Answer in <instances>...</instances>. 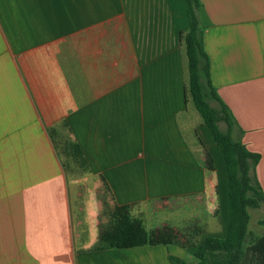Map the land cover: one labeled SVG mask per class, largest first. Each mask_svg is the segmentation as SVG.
Returning a JSON list of instances; mask_svg holds the SVG:
<instances>
[{
	"label": "crops",
	"instance_id": "0c3cea01",
	"mask_svg": "<svg viewBox=\"0 0 264 264\" xmlns=\"http://www.w3.org/2000/svg\"><path fill=\"white\" fill-rule=\"evenodd\" d=\"M199 2L212 84L264 191V0ZM189 26L185 0H0V264H198L177 245L108 248L124 205L148 230L225 234Z\"/></svg>",
	"mask_w": 264,
	"mask_h": 264
},
{
	"label": "trees",
	"instance_id": "16d2710c",
	"mask_svg": "<svg viewBox=\"0 0 264 264\" xmlns=\"http://www.w3.org/2000/svg\"><path fill=\"white\" fill-rule=\"evenodd\" d=\"M185 2L190 17L189 31L185 36L190 88L196 107L221 150L226 170L228 208L225 234L209 235L198 226L187 230L168 226L148 230L144 221L132 214V206L124 205L116 208L113 226L102 238L108 248L117 249L177 245L192 254L198 264H264V235L255 236L249 230V208H259L264 203V191L256 173L261 156L232 134L235 118L211 81L210 58L205 50L204 32L197 13L200 2ZM210 98L219 101L220 108L213 107ZM220 121L228 125L227 131L220 128ZM169 258L174 264L185 263L175 255Z\"/></svg>",
	"mask_w": 264,
	"mask_h": 264
},
{
	"label": "rangeland",
	"instance_id": "374dc122",
	"mask_svg": "<svg viewBox=\"0 0 264 264\" xmlns=\"http://www.w3.org/2000/svg\"><path fill=\"white\" fill-rule=\"evenodd\" d=\"M216 104V103H215ZM221 128L223 131L226 130L227 126L225 122H220ZM250 213V222H249V230L257 235H261L264 232V204L261 205L259 208H249ZM225 210L223 212V224L225 218Z\"/></svg>",
	"mask_w": 264,
	"mask_h": 264
}]
</instances>
